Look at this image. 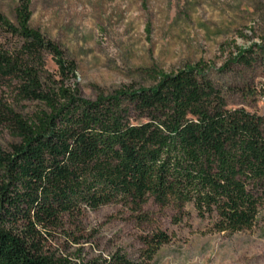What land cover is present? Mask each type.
<instances>
[{
    "label": "trees",
    "instance_id": "1",
    "mask_svg": "<svg viewBox=\"0 0 264 264\" xmlns=\"http://www.w3.org/2000/svg\"><path fill=\"white\" fill-rule=\"evenodd\" d=\"M14 1L12 19L0 12V89L41 108L26 120L0 98V128L15 137L0 146V264H135L119 253L84 261L42 252L64 217L110 205L141 212L152 201L175 210L176 224L190 208L209 233H264L262 116L228 108L201 66L85 100L66 86L73 62L31 27V1ZM44 54L59 79L43 82ZM252 55L237 62L250 66ZM170 240L143 237L145 259Z\"/></svg>",
    "mask_w": 264,
    "mask_h": 264
},
{
    "label": "rangeland",
    "instance_id": "2",
    "mask_svg": "<svg viewBox=\"0 0 264 264\" xmlns=\"http://www.w3.org/2000/svg\"><path fill=\"white\" fill-rule=\"evenodd\" d=\"M31 27L39 30L75 67L66 86L89 101L122 86L149 87L158 76L201 66L221 89L228 108L264 119V0H30ZM14 0H0L12 19ZM252 55V63H238ZM256 58V59H254ZM59 79L58 66L43 55V82ZM0 98L26 120L41 108L8 89ZM15 141L0 128V146ZM148 201L141 212L110 205L64 217L43 243L54 257L89 261L115 253L135 264H264L263 228L209 233L206 222ZM156 231L171 240L146 260L142 238Z\"/></svg>",
    "mask_w": 264,
    "mask_h": 264
}]
</instances>
